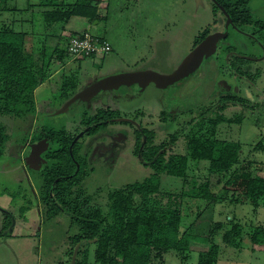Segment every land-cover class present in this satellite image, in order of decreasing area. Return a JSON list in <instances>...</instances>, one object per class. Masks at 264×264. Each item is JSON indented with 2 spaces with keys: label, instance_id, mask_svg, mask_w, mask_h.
Masks as SVG:
<instances>
[{
  "label": "trees",
  "instance_id": "1",
  "mask_svg": "<svg viewBox=\"0 0 264 264\" xmlns=\"http://www.w3.org/2000/svg\"><path fill=\"white\" fill-rule=\"evenodd\" d=\"M38 1V4H31L30 0H26V8L18 9L17 6L8 5V0H0V116L24 119L35 115L34 92L46 81L56 78V98H60L61 103L72 97L77 90L74 72L62 77L60 71L56 74L51 72L54 60L64 65L70 58L67 44L54 47L48 58L45 52L32 53L26 47V38L32 33L28 30L16 31L12 24L2 20V14L13 11L30 12L32 16L23 21L30 24L33 23L35 14H38L42 26L47 28L59 23L65 24L73 16L83 17L90 23L106 17L98 13L101 0H60L59 3L57 0ZM210 1L213 4L212 13L216 16L220 12L224 21L228 18L232 26L257 23L249 8L251 0ZM216 22L214 19L213 23ZM76 34L63 36V41H68ZM209 34L208 28L200 32L193 40L194 47ZM93 36L106 41L103 37ZM217 47L203 60L205 73L211 81H214L218 72L215 65ZM228 51L229 54L237 52L229 60L232 74L241 78L249 77L253 81L256 74H259V71L253 75L249 73L253 57L238 52L232 45ZM87 57L94 56L76 59ZM125 82L134 81L126 80L122 83ZM212 87L201 84L197 87L201 92L199 100L186 102L180 97L182 105L173 100L172 96H176L175 94L171 95V99H165L161 123L164 124L170 117L174 121L178 115H187L189 119L185 123L188 124V129L183 132L167 134L159 126L143 127L136 121L142 115L138 111L130 119L121 116L122 111L112 105L92 109L84 104L86 108L81 112L79 123L86 128L81 138L90 137L88 143L76 139L65 127H40L32 131L31 137H24L18 148L19 153L22 149L30 148V144L45 140L46 146L40 154V160L35 162L37 165H31L32 171L38 173L40 180L37 181L33 194L38 201L37 207L44 223L54 221L59 224L60 218L66 221V241L64 244L59 241L63 244V254L68 258L66 263L89 264L92 245L95 247V264H164L165 256L170 251L185 260L189 258L192 241L208 246L199 253L197 264H217L221 254H225L222 258L229 257L226 255L228 251L237 257L229 248L240 251L245 238L251 244L252 253H257L255 246L264 245L262 222L243 225L235 216L226 221L213 220L214 209L222 202L249 204L256 211L264 203V175L250 163L238 167L242 145L237 140H223L218 136L220 125L239 124L243 121V111L231 117L225 111L243 105V110L248 109V98L237 93H220L217 100L205 103L209 94H214L216 90ZM97 94L99 93L93 97ZM123 95L126 96V93ZM124 96L119 93L113 97L117 100ZM180 106L183 107L182 110ZM119 127L124 128L121 135ZM123 136V142L116 139ZM179 139L185 143L184 153L173 151ZM9 142V128L0 122V158L9 153ZM120 143L124 144V148ZM106 144L110 147L105 152L109 149L115 152L117 149V156L125 151L126 146L127 149L130 146L133 155L139 159L138 162L148 167L150 173L141 180L128 182L121 188L109 191L108 203L104 209L93 201L87 189L89 182L97 183L95 177L102 176L109 170L108 165L94 163L91 159L93 151L97 147L96 150H101ZM262 145L264 138L260 139L256 148L264 150ZM200 165L205 166L203 168L207 170L208 176L211 173L219 175L220 189H212L208 176L199 178L195 175ZM162 175L181 180L180 190H164ZM98 191L99 189L96 190ZM20 193L10 192L11 200L19 198ZM22 196L24 201L18 208L17 216L26 222V211L31 209L32 201L25 194ZM15 219L14 214L4 210L1 237H12ZM185 220L189 223L186 224ZM56 249L57 247L53 248V251Z\"/></svg>",
  "mask_w": 264,
  "mask_h": 264
},
{
  "label": "rangeland",
  "instance_id": "2",
  "mask_svg": "<svg viewBox=\"0 0 264 264\" xmlns=\"http://www.w3.org/2000/svg\"><path fill=\"white\" fill-rule=\"evenodd\" d=\"M38 2V0H30L29 3L38 4ZM57 2L59 3L60 0ZM105 4L106 6H104ZM8 5L17 6L18 9L27 6L26 0H12L10 2L8 0ZM212 5L210 0H101L98 13L106 17L94 20L93 25L87 20V23H84L82 27L75 24L78 21H72L71 18L73 17H71L65 24L59 23L47 28L42 26L38 14H35L32 24L23 22L32 16L27 11L4 13L1 17L4 22L12 24L16 31H30L32 34L26 38L28 51L32 53L45 52L47 58L54 47H61L62 44L68 46L70 40L63 41V36H69L71 33L95 35L92 32L94 30L99 37L109 41L107 42L109 45L111 44L112 50L104 56L87 57L82 60L70 56L64 65L59 61H53L51 66L53 74L60 71L62 77V75H70L74 72L76 93L112 74L143 70L170 73L183 63L194 47V38L203 30L208 28L210 34L219 37L221 34L227 35V37L225 36L227 39L225 37L219 39L216 45L218 47L215 49V65L218 71L215 77L216 81L215 79L211 81L208 74L205 73V66L203 68L201 63L192 75L172 84L158 87L152 83L140 86L134 82H125L111 89L103 90L99 95L105 96L107 94L108 98L119 93L124 96L123 94L126 93L123 98H117L119 102L110 99L109 105H112L113 108H119L122 111L121 116L130 119H133L136 111H138L142 115L138 116L136 121H139L143 127L159 126L160 129L170 134L187 130L188 124L185 122L189 117L178 115L179 118L177 116L174 121L170 117L167 122L161 123V111L164 110L163 106L166 104L165 99L167 97L171 99V95L175 94L176 96H172V98L174 101L180 102L177 103L179 105H182L183 101H197L201 95L197 87L204 84L205 86H214V88L212 87L213 90L216 89L214 94H209V99L205 102L208 103L217 100L220 93H230L231 87L234 85L236 87L234 93L248 98V109L245 108L244 111L243 105L226 110L225 114L228 117L241 111L244 112L245 116L239 124L228 125L226 123L220 125L218 136L223 140H237L242 145L238 167L250 163L264 175V165L260 166L259 164L264 163V150L256 148L260 139L263 140L264 138V0H251L249 8L257 23L250 25H227L220 12L217 11L216 16L212 13ZM12 18L14 19L12 20ZM214 19L217 20L216 23H213ZM231 45L236 47L238 52L250 58L253 57L249 64V73L253 75L259 71L253 81L249 80V77L241 78L232 74L229 60L237 52L228 53V48ZM210 52L205 56L206 58ZM209 67H207V71H209ZM55 81L56 78L53 81H46L35 90V115L24 119L0 116V122L8 126L10 133L9 148L7 149L9 153L0 158V229L4 210L11 214L15 212L18 214L19 206L23 205L22 195L24 194L27 199L32 201L31 209L26 211L28 217L26 224L22 227L23 224L19 222L20 225H14V230H12L13 232L22 228L20 232L22 237L13 240L0 236V264H68L66 263L68 258L63 254V244L67 237L66 221L61 218L57 219L59 224H55L54 221L51 223L42 221L37 207L38 201L33 194L37 187V181L40 180L38 173L32 171L31 165L37 164H28L24 161L30 153V148L27 147L25 150L22 149V152H18L24 137H31L32 131L40 127H65L73 133L76 139H81L84 143L89 142L90 137L81 138L85 132V127L80 125L79 117H81V112L83 109L85 110L86 106L92 109L97 106L94 103L96 102L95 96L89 98L88 101L75 100L66 112L57 114L56 112L65 105L67 100L61 103V99L56 98L58 89L55 88ZM192 89L195 90L194 95ZM96 93H93L92 96ZM180 97L184 99L182 102L179 101ZM182 108L180 106L181 110ZM118 129L122 132L124 128L119 127ZM109 134L111 135L110 132ZM117 134L119 135V133ZM118 137L116 139L123 142L121 139H124L125 136ZM120 144L121 147L124 146V144ZM102 147L105 150L103 148L96 150L92 159L96 162L102 160V164L108 165L109 170L102 176L95 177L97 183L89 182L87 190L92 195L93 201L105 209L109 191L121 188L128 182L143 179L150 173V169L138 162L139 159L133 155L130 146L128 149L126 146L125 151L119 156L116 154L117 149L111 153L113 149L105 152L110 146L106 144ZM173 151L185 152V143L182 139L176 141ZM102 155L103 158H100ZM113 156H117V158L114 159ZM203 167L205 166L200 165V169L195 173L199 178L208 176L207 170ZM208 179L212 189H220L221 182L219 181L221 178L219 175L211 173ZM161 181L164 190L178 191L181 188V180L162 175ZM98 189L99 191L96 192ZM15 191L21 193L19 198L13 201L9 193ZM232 216H235L243 225L264 223V203L256 211L249 204L233 205L222 202L216 205L213 220L226 221ZM185 218L183 216V219ZM188 223L186 221V224ZM199 230L201 229L199 228ZM59 241H62L63 244ZM55 247L57 249L53 251ZM250 247V242L245 238L243 249L240 251L229 248L238 255L237 257L231 255L230 251L226 255L233 256L231 259L237 260L235 261L237 264H264V248L256 246L262 250L252 253ZM94 248L92 245L89 250V264H95L93 261ZM190 248L189 258L185 260H181L173 251L168 252L164 264H197L199 253L205 251L208 246L205 243L192 241ZM224 255H220L217 264H223L221 261Z\"/></svg>",
  "mask_w": 264,
  "mask_h": 264
},
{
  "label": "water",
  "instance_id": "3",
  "mask_svg": "<svg viewBox=\"0 0 264 264\" xmlns=\"http://www.w3.org/2000/svg\"><path fill=\"white\" fill-rule=\"evenodd\" d=\"M226 24H229L228 18L226 20ZM225 36V34H221L220 37L215 34L207 35L201 42H199V44H197L192 49L183 63L180 64L177 69L170 73H159L152 70H143L108 75L96 81L95 83L83 88L81 91L75 93L56 113L59 114L66 112L68 110V107L77 99L88 101L90 100L89 98L92 97L93 93L111 89L115 85L120 84L126 80L134 81L140 86H145L152 82L158 87L178 82L181 79L192 74L199 67V65L203 63L205 56L210 52V50L216 47L219 39ZM45 146V140H39L36 143L30 144V153L25 159L26 162L28 164H33L39 161L40 154Z\"/></svg>",
  "mask_w": 264,
  "mask_h": 264
},
{
  "label": "built area",
  "instance_id": "4",
  "mask_svg": "<svg viewBox=\"0 0 264 264\" xmlns=\"http://www.w3.org/2000/svg\"><path fill=\"white\" fill-rule=\"evenodd\" d=\"M68 53L71 58L83 56H104L109 53L111 47L108 42L100 41L93 35L81 33L69 38Z\"/></svg>",
  "mask_w": 264,
  "mask_h": 264
},
{
  "label": "crops",
  "instance_id": "5",
  "mask_svg": "<svg viewBox=\"0 0 264 264\" xmlns=\"http://www.w3.org/2000/svg\"><path fill=\"white\" fill-rule=\"evenodd\" d=\"M106 6V5H105ZM76 18H79L78 20H75ZM71 20L73 21H78V23H75V24H78L80 27H82L83 26V24L84 23H87V20L85 19V18H83V17H79V16H73V18H71ZM91 25H93L92 23H91ZM75 32V31H74ZM92 32L95 34V35H97L98 33H95L94 32V30H92ZM97 36H99V35H97ZM106 40V39H105ZM106 41H108V40H106ZM109 42V41H108ZM111 45V44H110ZM111 50H112V47H111ZM59 70V69H58ZM55 74V73H54ZM103 91V90H102ZM98 93V92H97ZM93 97V96H92ZM29 213V212H28ZM12 214H14V216H15V226H17V225H20V223L19 222H21V224H23V225H21L22 227L26 224V222L23 220V219H21V218H19L18 216H17V213L15 212V213H12ZM26 218H28L27 217V215H26ZM21 229L22 228H18V229H16L15 231H13L12 232V237H10L9 239H17L18 237H22V235H20V232H21ZM14 230V229H13ZM18 230V231H17ZM260 247H262V248H264V245L263 246H260ZM255 249H256V251L257 252H260V250H262V249H258L256 246H255ZM263 252H264V250H263ZM220 260V259H219ZM235 261H237V260H235ZM235 261L234 260H232L231 258H227V257H224V258H222V261H221V263H223V264H237V263H235ZM240 264V263H239Z\"/></svg>",
  "mask_w": 264,
  "mask_h": 264
},
{
  "label": "flooded vegetation",
  "instance_id": "6",
  "mask_svg": "<svg viewBox=\"0 0 264 264\" xmlns=\"http://www.w3.org/2000/svg\"><path fill=\"white\" fill-rule=\"evenodd\" d=\"M202 64H203V68H204V61H203ZM197 69H198V68H197ZM197 69H196V70H197ZM196 70H195V71H196ZM195 71H194V72H195ZM194 72H193V73H194ZM193 73H192V74H193ZM192 74H190V75H192ZM217 80H218V79H217ZM215 81H216V79H215ZM151 83H152V82H151ZM149 84H150V83H149ZM149 84H148V85H149ZM152 84H154V83H152ZM137 85H138V84H137ZM154 85H155V84H154ZM233 87H234V88H233ZM193 89H194V88H193ZM193 89H192V91H193L192 93L195 92V90H193ZM231 89H232V90H231L230 93H234V92L236 91V87H235L234 85H232ZM237 91H240V90H237ZM98 93H101V91L98 92ZM108 98H109V99H108ZM108 98H107V94H106L105 96H104L103 94H102V95L97 94V96L94 97V99L96 100V102H94V103H96L98 107L108 106V105H109V103H108L109 100H110V99L113 100L115 97H108ZM114 100H115V99H114ZM117 101H118V100H117ZM97 106H96V107H97ZM84 129H86V128H84ZM97 148H98V147H97ZM97 148H96V149H97ZM102 148H103V147H102ZM96 149L93 151L94 154H95V152H96ZM103 149L105 150V148H103ZM112 152L114 153V150H112ZM94 154H93L92 156H94ZM96 154H97V153H96ZM100 158H103V155L100 156ZM91 159H92V158H91ZM114 159H115V158H114ZM114 159H113V161H114ZM92 160H93V159H92ZM94 163H97V164L100 163V164H102V160H101V161H98V162H96V160H94Z\"/></svg>",
  "mask_w": 264,
  "mask_h": 264
}]
</instances>
